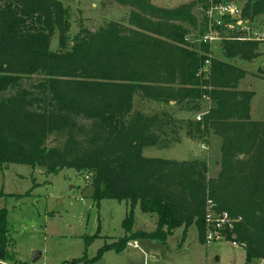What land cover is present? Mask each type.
I'll use <instances>...</instances> for the list:
<instances>
[{
	"label": "trees",
	"instance_id": "16d2710c",
	"mask_svg": "<svg viewBox=\"0 0 264 264\" xmlns=\"http://www.w3.org/2000/svg\"><path fill=\"white\" fill-rule=\"evenodd\" d=\"M238 1L247 25L258 22L264 31V0ZM113 2L129 8L126 23L96 30L80 24L69 42L70 14L61 0H0V166L92 173L94 201L129 203L122 225L133 238L165 242L194 224L204 243L210 198L218 212L240 219L226 238L244 244L246 264L264 259V121L250 119L254 93L237 88L246 74L238 62L255 58L259 42L222 38V58L208 44L188 43L189 34L200 40L206 31V17L193 9L208 0L173 8ZM135 97L200 114L180 123L188 136L218 140L217 173L210 177L205 161L144 157L147 147L167 146L161 135L177 122L169 112L135 108ZM202 101L208 104L200 111ZM135 206L156 215L153 231L130 232ZM128 237L105 243L94 259L122 251ZM9 244L7 210L0 208V260L9 258Z\"/></svg>",
	"mask_w": 264,
	"mask_h": 264
},
{
	"label": "rangeland",
	"instance_id": "374dc122",
	"mask_svg": "<svg viewBox=\"0 0 264 264\" xmlns=\"http://www.w3.org/2000/svg\"><path fill=\"white\" fill-rule=\"evenodd\" d=\"M157 6L173 8L180 4L196 0H151ZM211 4L215 0H208ZM228 0H218L224 2ZM239 2L238 0H229ZM70 14L69 42L79 31L80 24L90 30L106 24L108 21L127 22L128 7H122L113 0H61ZM240 3V2H239ZM197 5L194 14L198 19L205 16L206 10ZM245 22V21H244ZM252 27L261 30L258 22ZM232 21L224 24L220 31L222 38L234 40ZM194 33L185 40H193ZM221 41L211 47L212 55L222 58ZM256 53L251 60H239L238 65L248 72L241 82L243 87L251 84L254 91L252 101V117L264 119V41H258ZM51 48H58L57 34L51 39ZM171 105L174 102L170 103ZM200 111L206 108L201 102ZM135 108H142L147 114L155 111H166L173 115L177 125L175 129L165 131L161 142L166 147H147L144 157L171 158L173 160L205 161L208 175L214 176L219 170L217 143L214 137L188 136L185 123L188 119H196L198 114L184 106L169 107L164 103L134 99ZM184 139L195 144L193 151L175 147ZM48 145H53L48 140ZM176 148V149H174ZM188 151V152H187ZM88 176V177H86ZM92 173L79 174L73 169H63L55 174L43 173L41 169H32L21 164L0 166V208H6L9 222L10 251L8 259L0 260V264H71V260H81L76 264H246L244 248L232 245L229 239H220L210 243H201L196 226L191 225L186 235L183 228H176L169 234L165 242L150 237H131L122 225L129 210V203L104 198L94 201L91 197L90 184ZM134 224L131 233L142 231L149 233L155 229L156 215L141 212L138 206L133 210ZM128 242L135 240L137 247L125 246L120 252L113 249L105 251L97 260L95 254L105 243H115L124 236ZM127 242V243H128ZM39 251L41 256L31 263V254ZM252 264H264L262 259Z\"/></svg>",
	"mask_w": 264,
	"mask_h": 264
},
{
	"label": "built area",
	"instance_id": "2783aa9c",
	"mask_svg": "<svg viewBox=\"0 0 264 264\" xmlns=\"http://www.w3.org/2000/svg\"><path fill=\"white\" fill-rule=\"evenodd\" d=\"M205 17L207 19L206 31L200 38V42L203 44H208L210 48L216 42L222 40V33L220 31V26L224 24V20L234 21L237 26L234 30V39L246 40V41H264V31L258 30L257 28L247 25L242 18V8L241 5L234 1H224L219 3H210L206 10ZM226 23V22H225ZM209 61H205L204 71L207 70ZM200 119V115L196 116V120ZM240 219L237 217H232L228 212H218L216 210V204L212 199L207 198L204 208V221H205V231L204 239L205 243H210L220 239H227L226 233L232 231L234 224ZM232 245L244 247L243 243H238L234 236L229 239ZM129 247H137V242L135 240L129 241L127 243ZM264 263V259H262ZM91 264V263H90ZM93 264V263H92Z\"/></svg>",
	"mask_w": 264,
	"mask_h": 264
},
{
	"label": "crops",
	"instance_id": "0c3cea01",
	"mask_svg": "<svg viewBox=\"0 0 264 264\" xmlns=\"http://www.w3.org/2000/svg\"><path fill=\"white\" fill-rule=\"evenodd\" d=\"M258 54V53H257ZM258 56V55H257ZM245 70V69H244ZM248 76V72L246 71V74H245V77L242 79V80H240L239 81V83H238V89L239 90H249V91H252L253 93H254V91L252 90V89H250L251 87H252V85L251 84H248V86L245 88V87H243L242 85H241V82L246 78ZM254 96V95H253ZM252 101H253V97H252V99H251V102H250V113H249V115H250V119L252 120V121H264V119L263 118H253L252 117ZM206 104H208V101H204ZM170 103H172V102H170ZM214 141H215V144L217 143L218 144V140L216 139V138H214ZM195 143L192 141V140H189V139H184V140H182L180 143H178L177 145H175V147H177V148H180V149H182V150H184L185 151V149H190V151L192 152L193 151V146L192 145H194ZM196 145V144H195ZM163 148V147H162ZM157 149H160L159 147H157ZM174 149H176V148H174ZM188 152V151H187ZM151 158H160V157H151ZM162 159H167V160H173V159H171V158H162ZM190 160H195V158H193V159H189V160H176V161H190Z\"/></svg>",
	"mask_w": 264,
	"mask_h": 264
},
{
	"label": "water",
	"instance_id": "95a60500",
	"mask_svg": "<svg viewBox=\"0 0 264 264\" xmlns=\"http://www.w3.org/2000/svg\"><path fill=\"white\" fill-rule=\"evenodd\" d=\"M40 256L41 253L39 251H33L31 254V263H35Z\"/></svg>",
	"mask_w": 264,
	"mask_h": 264
}]
</instances>
